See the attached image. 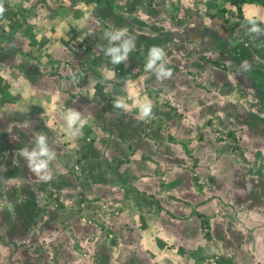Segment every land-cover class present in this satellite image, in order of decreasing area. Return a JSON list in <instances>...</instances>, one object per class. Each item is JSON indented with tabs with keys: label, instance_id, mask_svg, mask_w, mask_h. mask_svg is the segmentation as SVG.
I'll use <instances>...</instances> for the list:
<instances>
[{
	"label": "rangeland",
	"instance_id": "1",
	"mask_svg": "<svg viewBox=\"0 0 264 264\" xmlns=\"http://www.w3.org/2000/svg\"><path fill=\"white\" fill-rule=\"evenodd\" d=\"M45 1L0 0V116L5 127V105L17 107L12 118L23 124L28 109L37 113L38 100L48 108L51 97L59 109L52 130L67 161L50 182L28 177L8 186L10 194L0 173V264H264L261 202L247 197L264 178V100L243 73L233 75L245 62L264 71V42L253 46L255 37L237 26L229 34L238 18L225 0ZM244 14L264 19V6L248 3ZM167 22L183 25L176 48ZM12 25L11 40L28 56L1 39ZM123 27L136 47L127 65H113L101 48L104 32ZM153 45L164 47L166 61L181 60L172 62L180 69H193L198 57L212 72L185 70L184 105L169 101L157 118L142 120L129 84L154 75L142 65ZM175 49L180 58L168 53ZM218 77L226 84L221 92ZM117 97L127 99V113L113 107ZM62 108L85 118L77 136L59 119Z\"/></svg>",
	"mask_w": 264,
	"mask_h": 264
},
{
	"label": "crops",
	"instance_id": "2",
	"mask_svg": "<svg viewBox=\"0 0 264 264\" xmlns=\"http://www.w3.org/2000/svg\"><path fill=\"white\" fill-rule=\"evenodd\" d=\"M106 11L109 14H114V12H116L114 7H112V6H111V8L106 9ZM118 13H121V12L119 11ZM166 25H170L171 27H173V30L170 31V33L172 35L169 38V41L176 48V46H178V40L180 38V36L178 35L180 32H178V31H181V30H179V28L182 29L183 25H181L179 22H177V23L167 22ZM146 26H147L146 23H141V24H138L136 27H138L139 29L144 31L145 28H147ZM161 31H165V29L161 30ZM152 42H156L158 45H161L162 41H161V38H160V40H159V38H157V39H153ZM252 45L253 46L258 45V43L257 44L252 43ZM172 52H174L175 57L176 56L179 57L178 56L179 52L177 51V49H175L174 51L168 52V53H172ZM144 53H145V51H144ZM145 55H146V53H145ZM231 57L234 58V55H231ZM188 58H190V57H188ZM166 59H169V57H166ZM171 60H172V62H174V61L180 62L181 61V60L178 61L177 59H174V58H172ZM198 60H202V59H199L198 57H196V59H194V61L192 62L193 69H191L189 71H187L185 68H182V67L180 69V67H178V66L176 67L175 64H173L172 62L167 61V63H171L172 67H170V68L173 71V75L171 78L164 79V80H157L155 74L152 73L154 75L150 76L148 78V82H145L144 80H142V78L140 81H138L137 78H140V76H137V78H135L136 74L142 75V74H144V72H139V73L136 72V74L133 75L135 78L134 79L135 82L129 84V86L131 85L132 90L134 91L133 96H131V98H130L132 100V103L134 104L133 106L135 107V109H134L135 115L134 116H138V118H139L138 104L141 102H146V101L152 102V104L154 105V108H155V111L153 110V117H156V118L158 117V115H160L164 112V110H162V109L165 106V104H167L169 101L174 102V101L178 100L180 102V104H178L179 106L184 105L183 103H184V101H186V98H184L185 92H186L185 89L188 86V85H183V82L185 80V72L187 71V75H189V76H193L194 74L195 75L199 74V75L209 76V75H211V72H212V68L210 67V65H208V64L203 65L202 62L198 61ZM142 65H143V63H142ZM143 66L145 67V65H143ZM173 66H175V70H174ZM238 69L239 68L234 69L233 75L236 76V74L237 75L241 74L240 72H238ZM0 72H2L1 69H0ZM1 76L3 78L0 79V82L4 83V71H3V73H1ZM194 77H191L192 80H194L193 79ZM213 77L211 78L212 82H214ZM220 77L217 78L215 83L217 84L216 90L221 92V91L225 90L226 84H224L223 78L220 79ZM229 77L231 80L232 74H229ZM218 80H220L219 83H218ZM141 82H144V83H141ZM38 83H39L38 88L41 89L42 84H41V82H38ZM42 83L47 84V79H45V78L42 79ZM193 83H194V81H193ZM239 83L243 85L242 82H239ZM233 85L236 86L235 83H233ZM238 86L241 87L239 84H238ZM1 88L4 89V86ZM60 89L64 90V87L60 86ZM187 90L190 93V98H191L190 100L192 101L193 104H196V99L198 97L195 93V84H193V86L190 84V87H189V89L187 88ZM52 96H53V98H56L55 94H53ZM60 96L61 95H59V97ZM218 96H219V94H218ZM218 96H216V97L218 98ZM3 99H4V96L1 100H3ZM59 100L66 102L68 99L66 98V96H62V97H60ZM208 100H209V98L206 99L207 102H208ZM239 100H241V99L236 98L233 100V102L236 105H238L241 108V111L244 112V114L246 113L245 116H247V111L243 107V105L242 106L240 105ZM2 102H3L2 105H4V100ZM48 104L49 105L47 108L46 104H44V101L38 100L37 109H40V110H38L37 113H32L29 109L28 110L26 109L29 114H28V118H26V116L24 117L26 119L23 121V124H21L20 122L19 123L16 122V119L12 118L14 116L13 114H15L16 111H20L21 109H19L17 107L5 105V106H7V108H6L7 110L4 109L5 127H3V119L0 116V122L2 123V125L0 126L1 127L0 133L5 134V136H0V147L4 146V150H3L4 151V161H3V163L2 162L0 163V173L2 174L4 171L5 194H6V192H9V194H10V190H9L8 186L9 187L20 186L21 183L23 182V179H26L28 177H31L32 178L31 180L38 178L34 173H32L28 169L26 161L24 160V158L19 153L20 149H22L24 147L31 148L33 146V143H34L33 138H35V136L33 137V133H34L35 127L37 130V133L42 132V133L47 135L48 142H49L50 146H52L57 153L56 161L51 166L52 170H53L54 179H55L57 173L59 172V170H61L62 167L65 166V162L67 161L66 156H65V154H67V150H65L66 146L64 144H61V142L60 143L56 142V138H57L56 132L55 131L53 132V130H52L54 127L53 120L54 119L56 120V117H55V116H57L56 111L59 109L55 108V110H54V107H57L56 106L57 102L55 100H52L51 97H49V103ZM157 106L159 107V109H157ZM62 109H63V113L60 114L61 111L59 112V119L60 120L62 118H64V115L66 113V109H64V108H62ZM135 121H138V120H135ZM24 123L26 125H24ZM156 123H157V119H156ZM5 147H6V149H5ZM17 150H18V153H16ZM15 154L17 155V157H16L17 161L16 162L14 160ZM16 171L22 172V176H21V174L17 175ZM29 172L32 174H28ZM17 177H20V178H17ZM30 185H34V184L30 182ZM34 186H38V182ZM254 192H257L258 195H257V193L253 194L252 189H251L247 192V194H248L247 197L249 200H251L253 202H256V201L261 202V204H260L261 212H262V216H264V178L262 181H259L257 189L254 190ZM8 196L10 197V195H8ZM5 199H6V197H5ZM256 229L262 230V234H264V229L260 226V224L257 225Z\"/></svg>",
	"mask_w": 264,
	"mask_h": 264
},
{
	"label": "clouds",
	"instance_id": "3",
	"mask_svg": "<svg viewBox=\"0 0 264 264\" xmlns=\"http://www.w3.org/2000/svg\"><path fill=\"white\" fill-rule=\"evenodd\" d=\"M5 11L3 4L0 3V15ZM264 19L258 17H246L241 24V29L246 35L259 38L264 36ZM104 38L107 40V46H101L104 55L110 59L111 64L127 65L129 54L136 47L135 35L129 34L126 27L113 28L104 32ZM166 51L164 47L153 45L148 49L147 59L145 62V71L155 74L157 80L169 79L173 75V71L167 65ZM244 71L249 68L246 62L242 65ZM113 107L120 109L123 113L129 111L127 99L125 97H117L113 100ZM153 107L151 101L141 102L138 104L139 118L147 120L153 118ZM67 131L72 136H77L85 126V118L81 111L68 109L64 115ZM20 155L27 163L28 169L34 173L42 182H49L53 179L52 164L56 161L57 153L50 146L48 137L42 132L35 134L34 143L31 148L24 147L19 150Z\"/></svg>",
	"mask_w": 264,
	"mask_h": 264
},
{
	"label": "trees",
	"instance_id": "4",
	"mask_svg": "<svg viewBox=\"0 0 264 264\" xmlns=\"http://www.w3.org/2000/svg\"><path fill=\"white\" fill-rule=\"evenodd\" d=\"M225 2L229 3L232 7H234L236 9V11H237L236 14H237V18H238L237 22L235 23V26L230 28L229 34H231V31H233L236 28V26L241 27V24L244 22V20H245V14H244L245 5H247L248 3L261 2L264 6V0H225ZM13 29H14V26L12 25L11 29L7 32V36L1 35V39L2 40H8L9 42H11V46L9 47V50L11 52H14V53L19 52L22 55L28 56L27 52L21 50L11 40ZM209 39H210L209 41H211V42L216 41V38L211 36V35H209ZM262 41L264 42V39L263 40L257 39V38L253 39L254 43L262 42ZM225 43H226V41H225ZM225 43L222 45H225ZM0 48H4V45H2L1 42H0ZM229 55L231 57L232 53H230ZM143 65H145V61L143 62ZM238 72L243 73L245 75L244 81H245L246 85L253 88L254 91H256L259 94V97L262 100H264V71L259 69V68H256V69L249 68L248 71H244L243 69H238ZM157 202H159V201L157 200ZM167 213H169V212H167ZM170 215L172 217H175L172 214H170Z\"/></svg>",
	"mask_w": 264,
	"mask_h": 264
},
{
	"label": "flooded vegetation",
	"instance_id": "5",
	"mask_svg": "<svg viewBox=\"0 0 264 264\" xmlns=\"http://www.w3.org/2000/svg\"><path fill=\"white\" fill-rule=\"evenodd\" d=\"M41 1V5L42 6H45L46 4H48L45 0H40ZM71 1H73V2H75V3H78L79 1H84V0H71ZM35 6V5H34ZM34 6H32L31 8L33 9L34 8ZM41 6V7H42Z\"/></svg>",
	"mask_w": 264,
	"mask_h": 264
}]
</instances>
